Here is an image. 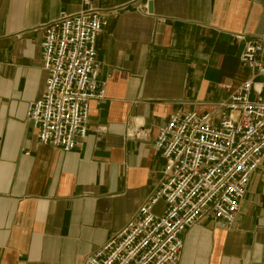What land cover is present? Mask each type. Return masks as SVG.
Returning <instances> with one entry per match:
<instances>
[{"label": "crops", "instance_id": "crops-1", "mask_svg": "<svg viewBox=\"0 0 264 264\" xmlns=\"http://www.w3.org/2000/svg\"><path fill=\"white\" fill-rule=\"evenodd\" d=\"M81 4L0 0V264H79L121 229L161 179L159 128L243 82L235 36L264 27V0H93L109 21L96 42L106 94L90 102L86 138L64 152L38 141L27 111L48 76L44 25ZM139 123L145 140L129 135ZM183 238L179 264H264V160L231 229L208 213Z\"/></svg>", "mask_w": 264, "mask_h": 264}, {"label": "built area", "instance_id": "built-area-1", "mask_svg": "<svg viewBox=\"0 0 264 264\" xmlns=\"http://www.w3.org/2000/svg\"><path fill=\"white\" fill-rule=\"evenodd\" d=\"M76 13L61 12L44 25L42 96L27 115L39 142L70 152L88 132L89 105L103 99L96 42L108 17L81 0ZM240 61L248 77L222 85L225 99L208 102L205 113L178 111L158 130L153 147L164 159L158 186L136 213L79 264H179L183 235L206 214L217 227L234 225L252 175L264 160V27L256 35L238 34ZM144 123L129 131L145 140ZM163 202L164 210L155 211Z\"/></svg>", "mask_w": 264, "mask_h": 264}, {"label": "water", "instance_id": "water-1", "mask_svg": "<svg viewBox=\"0 0 264 264\" xmlns=\"http://www.w3.org/2000/svg\"><path fill=\"white\" fill-rule=\"evenodd\" d=\"M149 11H150V12L153 11V4H152V2L149 3Z\"/></svg>", "mask_w": 264, "mask_h": 264}]
</instances>
